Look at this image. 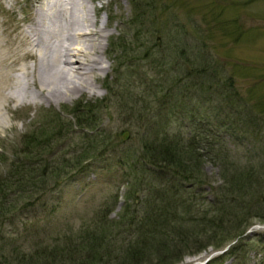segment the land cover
I'll list each match as a JSON object with an SVG mask.
<instances>
[{"label":"rangeland","instance_id":"obj_1","mask_svg":"<svg viewBox=\"0 0 264 264\" xmlns=\"http://www.w3.org/2000/svg\"><path fill=\"white\" fill-rule=\"evenodd\" d=\"M87 5L96 26L107 34L102 56L108 69L95 72L96 88L46 95L30 86L27 97L2 110L0 261L17 249L28 253L38 244L72 246L86 236L109 241V255L99 264L121 260L128 244L140 238L131 221L145 215L148 205L141 198L149 195L138 168H127L121 159L127 162L124 156L137 149L169 105V100L163 103L164 88L183 75L181 67L188 66L190 56L187 60L195 63L207 59L209 68L184 79L181 85L190 88L181 93L183 101L174 97V102L208 113L228 160L252 174L237 192L233 180L245 175L237 176L236 168L213 154L192 169L197 185L167 174L164 185L167 179L192 186L176 194L190 201L180 207L182 237L198 233L193 241L199 238L207 245L191 254L196 246L185 242L178 264H203L218 256L221 264H264V221L254 216L264 210V0H87ZM38 6L36 0H0V29L9 37L21 34ZM172 62L180 66L178 72ZM31 63L28 59L17 66ZM203 89L212 101L188 98ZM76 120L83 124L75 126ZM171 120L181 123L179 115ZM84 152L96 155L75 168ZM213 190L228 201L219 214L224 230L219 236L233 235L249 223L236 257L226 250L237 239L214 248L209 244L216 239L213 227L196 222ZM73 247L79 258V246ZM76 259L64 263L79 264Z\"/></svg>","mask_w":264,"mask_h":264},{"label":"trees","instance_id":"obj_2","mask_svg":"<svg viewBox=\"0 0 264 264\" xmlns=\"http://www.w3.org/2000/svg\"><path fill=\"white\" fill-rule=\"evenodd\" d=\"M179 52L183 55L185 54L183 49H180ZM189 57L190 56H187V58ZM186 60L185 63L188 66L184 68L185 70L181 67L183 75L179 79L172 81L168 87L166 86L164 88L165 101H163V103H167V100H169V105L162 109L156 120L152 121V127L147 131L146 137L141 140L137 149L131 148V154L128 153V151L126 156H124L127 162L121 159L123 163H126L127 168H138V171L145 180L146 190L149 195L142 198L140 197L141 203L148 205L145 215L140 217L135 216L131 221L134 226H137V232H135V234H138L140 238L136 239L137 241L135 243L128 244L129 247L124 251L121 260H117L113 264H145L146 262L151 263V261H155L154 264H178L182 261L183 253L179 250L187 246L185 242H192L193 239L200 234L195 233V236L188 235V237H182L183 234L181 233L182 231H180L182 227V218L179 215L180 207L184 206L185 203H190V201L180 195V197H178L176 194H180L182 188L188 193L192 186H184L177 183L182 179V181L184 180L197 185V183L194 182L197 178L192 169L197 170L201 167L204 156L207 157L213 154L214 157L212 158L220 160L224 165L229 164L236 168L235 173L237 172V176L245 175L246 178H241V180H236L234 177L235 180H233V182L237 192L242 191L240 187L242 188L246 179L249 180L251 177V171L240 166L238 167L234 162L228 160L226 155L227 152H225L226 148L224 144L216 138L217 134L208 113L202 115L196 111L194 105L188 109L185 105H177L179 100H184V95H181V93L184 94L185 91L190 88V86L181 85L183 80L187 78L191 79L199 74H204L206 70H208V64L210 63L209 61L207 62V59H202L201 62L197 61L196 63L192 60ZM170 65H172L176 71L180 67L177 66L175 62H172ZM207 89H203L204 93L201 92L195 96L190 95L188 98L190 100H195L196 98V100L203 101V103L212 101V97L209 95L210 91ZM174 97L179 98L178 102H174ZM175 115H179L182 124L180 123L178 126L173 124L171 118L175 117ZM81 124H83L82 120H76L74 123L77 127ZM90 128L92 127L90 126ZM94 128L95 127H93V129ZM95 155L94 153L91 155L87 152L82 153L75 168ZM167 174L178 177L179 181L169 184L166 179L167 185H164ZM224 180L227 182L226 179ZM198 182L199 185L202 184V182ZM157 185L159 186L157 187ZM173 189L174 191H172ZM200 190L202 191V189H199V191ZM169 192L171 195L167 196ZM202 193L200 194V199L206 200V194ZM226 199L227 198L223 196H219L218 192L216 194L213 190V197L208 201L207 205L200 204L199 200H197V204L203 205L204 209L201 208L203 211L198 212L199 217L197 215L195 217L199 219L196 220L197 224L202 223L203 227L206 226V228L209 226L213 227L216 239L209 244L214 248H220L225 245V243L234 242L237 239V241L231 244L226 250V255L231 254V256L236 257L240 254L238 251L243 247L241 246V240L244 239L242 235L249 223H245V225H243L244 229L233 235L226 232L224 235L219 236L224 233L221 227L222 219L219 214L227 208L228 201ZM191 204H193V207L197 206L196 201H192ZM205 207L208 209L205 210ZM262 211L264 210L261 208V210L254 213V216L261 222L264 221V213H262ZM207 213L208 215H206ZM169 214L173 216L170 218L168 216ZM250 216H252V214L249 215V217ZM214 221H216L215 225L213 223ZM113 223L115 225L117 222L114 221ZM166 225H168L169 230L165 229ZM147 236L150 237L149 240ZM86 237L78 238V243L75 244L74 242L72 246L66 243L61 245L63 247L38 244L28 253H20L17 249L12 252L13 254L10 258L3 257L0 264H38L37 262H41V260L42 264H65L64 262L66 261L64 260L69 261L76 258V260H79V264H99L102 260L101 257H104L105 254L107 256L108 254L107 250L109 245L107 246V243H109V241L107 238L103 240V238L98 239V237ZM165 237L166 239L164 240ZM168 241L170 245H167ZM171 241H174L173 244ZM193 242V246H196V248L190 251L191 254H196L207 246H204L199 238ZM200 244H202V247ZM73 246H79V258ZM83 249L84 253L82 254ZM221 259L222 256H218L213 260L210 259L206 264H221Z\"/></svg>","mask_w":264,"mask_h":264},{"label":"bare ground","instance_id":"obj_3","mask_svg":"<svg viewBox=\"0 0 264 264\" xmlns=\"http://www.w3.org/2000/svg\"><path fill=\"white\" fill-rule=\"evenodd\" d=\"M36 2L32 22L21 34L9 37L0 29V127L2 110L27 97L30 86L41 94L68 95L96 88L95 72L108 69L102 56L107 34L96 26L87 0ZM28 59L30 66H17Z\"/></svg>","mask_w":264,"mask_h":264}]
</instances>
